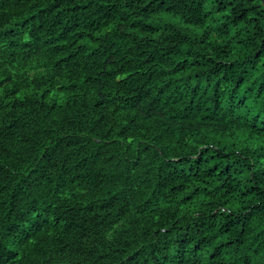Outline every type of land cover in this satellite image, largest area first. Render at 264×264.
Instances as JSON below:
<instances>
[{"label": "trees", "instance_id": "trees-1", "mask_svg": "<svg viewBox=\"0 0 264 264\" xmlns=\"http://www.w3.org/2000/svg\"><path fill=\"white\" fill-rule=\"evenodd\" d=\"M0 264H264V0H0Z\"/></svg>", "mask_w": 264, "mask_h": 264}]
</instances>
